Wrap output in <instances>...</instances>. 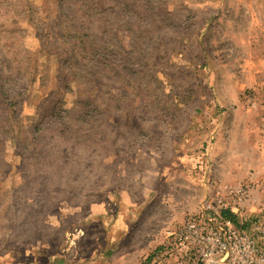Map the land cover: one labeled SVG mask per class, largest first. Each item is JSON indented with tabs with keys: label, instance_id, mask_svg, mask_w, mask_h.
Masks as SVG:
<instances>
[{
	"label": "rangeland",
	"instance_id": "obj_1",
	"mask_svg": "<svg viewBox=\"0 0 264 264\" xmlns=\"http://www.w3.org/2000/svg\"><path fill=\"white\" fill-rule=\"evenodd\" d=\"M225 188L264 219V0H0V264L121 195L142 264Z\"/></svg>",
	"mask_w": 264,
	"mask_h": 264
},
{
	"label": "built area",
	"instance_id": "obj_2",
	"mask_svg": "<svg viewBox=\"0 0 264 264\" xmlns=\"http://www.w3.org/2000/svg\"><path fill=\"white\" fill-rule=\"evenodd\" d=\"M223 191L230 196L228 210L235 215L247 192L242 188ZM223 206L218 199L187 213L143 264H264V219L256 216L234 223L222 216L227 210Z\"/></svg>",
	"mask_w": 264,
	"mask_h": 264
},
{
	"label": "crops",
	"instance_id": "obj_3",
	"mask_svg": "<svg viewBox=\"0 0 264 264\" xmlns=\"http://www.w3.org/2000/svg\"><path fill=\"white\" fill-rule=\"evenodd\" d=\"M119 204L123 206V209L120 207L119 214L116 212L117 210L106 209L109 206L107 204H93L90 205L86 216L84 218H80L76 220L74 219V226L78 225L77 230H79L75 239L70 242L68 248H65L61 245V249L57 252L55 256H51L47 261V264H127V259L131 257L130 250L133 248L129 244L130 241V232L134 219L129 215V207H126V197L121 195ZM79 208L76 207V210ZM74 212L79 211H72ZM112 213V214H111ZM128 213V214H127ZM84 222V223H83ZM88 225H97L101 228V234L106 236L104 246L96 245V236L97 234L89 233L88 231H84L82 229L83 226ZM74 235L72 234L71 237ZM91 238L92 243L88 247L87 255H82L79 250L81 247L82 239ZM160 242H157V246ZM69 242L65 241V246H67ZM72 244V245H71ZM153 249L156 248V245H153ZM130 249V250H129Z\"/></svg>",
	"mask_w": 264,
	"mask_h": 264
},
{
	"label": "trees",
	"instance_id": "obj_4",
	"mask_svg": "<svg viewBox=\"0 0 264 264\" xmlns=\"http://www.w3.org/2000/svg\"><path fill=\"white\" fill-rule=\"evenodd\" d=\"M222 216L224 218H228L230 220H232L234 223H238V222H241V221H237L235 216H233L232 214H229L227 211H222ZM251 219H253V217H251ZM244 227H246V225H244ZM153 255H150L147 260H150V258L152 257ZM143 264V263H142Z\"/></svg>",
	"mask_w": 264,
	"mask_h": 264
}]
</instances>
